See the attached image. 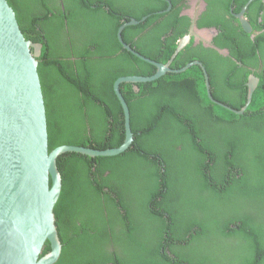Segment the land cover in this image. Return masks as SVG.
I'll return each instance as SVG.
<instances>
[{
	"label": "trees",
	"instance_id": "obj_1",
	"mask_svg": "<svg viewBox=\"0 0 264 264\" xmlns=\"http://www.w3.org/2000/svg\"><path fill=\"white\" fill-rule=\"evenodd\" d=\"M168 1L171 10L164 12L166 0H7L24 38L41 47L49 151L123 143L114 82L149 77L156 68L124 50L117 30L147 17L124 28L122 39L165 64L190 25L180 15V0ZM222 19L203 14L197 26ZM243 37L246 52L234 57L246 66V81L260 41ZM185 64L178 54L170 67ZM214 76L212 97L240 110L244 81L218 87ZM136 87L134 92L132 84L120 85L133 133L125 152L57 159L62 189L54 215L62 249L54 264H264L263 80L242 115L208 99L198 65ZM49 250L47 244L42 255Z\"/></svg>",
	"mask_w": 264,
	"mask_h": 264
},
{
	"label": "water",
	"instance_id": "obj_2",
	"mask_svg": "<svg viewBox=\"0 0 264 264\" xmlns=\"http://www.w3.org/2000/svg\"><path fill=\"white\" fill-rule=\"evenodd\" d=\"M167 3L168 8L164 12L172 6L169 1ZM15 18L7 0H0V264H54L62 249L54 215L62 189L57 159L67 153L90 158L113 157L131 146L130 113L120 85L132 84L134 92H137L136 84L155 81L167 73H182L198 65L204 72L207 96L214 101L207 74L200 63L193 62L181 70H173L170 68L171 61L156 63L123 41L121 34L124 28L139 25L147 17L141 20L132 18L118 28L117 40L124 50L155 66L156 73L149 77H120L114 82L113 90L123 110V143L117 148L105 150L61 145L49 151L46 109L38 74L37 59L41 47L24 38ZM247 26L244 24L246 29ZM186 41L188 38L180 41L171 60ZM256 85L257 79L251 76L248 103ZM47 244L50 250L42 255Z\"/></svg>",
	"mask_w": 264,
	"mask_h": 264
},
{
	"label": "flooded vegetation",
	"instance_id": "obj_3",
	"mask_svg": "<svg viewBox=\"0 0 264 264\" xmlns=\"http://www.w3.org/2000/svg\"><path fill=\"white\" fill-rule=\"evenodd\" d=\"M243 2L244 0H180L178 4V7H180V15L187 16L190 20V25L186 33L183 34L177 41V46L175 48L176 50L180 41L188 38V41L184 43L182 49L177 53V55L179 54V60L181 64H185L189 60V62L186 63L182 68H184L187 64L198 62L204 68L205 73L207 74L208 83L210 79L209 75L215 74L213 78L214 85L218 87H237L241 82L244 81L242 76L247 74L245 71L246 66H243L241 62L237 61L234 57L235 55H240L239 50L243 53L246 52L247 46L245 45L246 42L243 37V32L248 36L253 44L256 43L255 40L260 41L255 45L256 48L254 47V56H252V58L249 60V63L253 66H248L252 73H250L247 76L246 81L243 82V84H245L247 87L246 103L237 112H234L235 110L230 108L231 112L240 115H242L247 108L249 92L248 82L250 77L253 76L257 79V85L255 89L258 87L260 79H262L264 89V0H247L245 3ZM182 5H186L188 7H182ZM207 13L209 15L212 14L214 19L220 17L223 19L215 26L209 24L208 26L199 28L197 26V22L201 20V16L203 14L206 15ZM244 24L248 25L247 29L244 27ZM137 39L138 38H135V40ZM171 57L166 62L168 63L171 61L170 66L175 59L174 57L171 60ZM205 61H207L209 64V73H207L204 67V64L206 63ZM233 62L236 63L238 69L235 76H232L234 74V66L231 63ZM182 68L173 70H181ZM201 72L203 74L206 87V80L202 69ZM255 74L258 75L260 79L255 76ZM229 76H231V78H228ZM217 90L221 92L220 89ZM209 91L211 95L210 84ZM211 98L213 99L214 103H218V101H216L212 95ZM66 249H68L70 253V248L68 245Z\"/></svg>",
	"mask_w": 264,
	"mask_h": 264
}]
</instances>
